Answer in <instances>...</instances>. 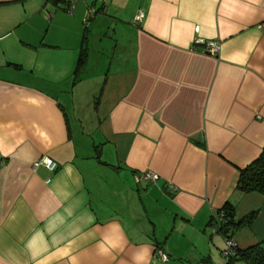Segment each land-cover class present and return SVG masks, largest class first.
Returning <instances> with one entry per match:
<instances>
[{
	"label": "crops",
	"instance_id": "0c3cea01",
	"mask_svg": "<svg viewBox=\"0 0 264 264\" xmlns=\"http://www.w3.org/2000/svg\"><path fill=\"white\" fill-rule=\"evenodd\" d=\"M67 5L0 0V264H227L228 200L258 211L236 246L264 241V195L236 189L264 150V0ZM90 47L92 70L112 50L87 131Z\"/></svg>",
	"mask_w": 264,
	"mask_h": 264
},
{
	"label": "trees",
	"instance_id": "16d2710c",
	"mask_svg": "<svg viewBox=\"0 0 264 264\" xmlns=\"http://www.w3.org/2000/svg\"><path fill=\"white\" fill-rule=\"evenodd\" d=\"M84 43H86V36H84ZM87 58L88 47L85 46L82 48L74 77H79L84 73ZM236 189L242 193L257 192L264 195V150H262L253 162L238 170ZM219 213L220 220L216 222L217 231L225 239H233V236L238 231L252 225L258 211H251L244 217L236 218L235 204L228 200L224 203ZM233 251V254L225 257L227 264H264V241L245 249H239L235 246Z\"/></svg>",
	"mask_w": 264,
	"mask_h": 264
},
{
	"label": "rangeland",
	"instance_id": "374dc122",
	"mask_svg": "<svg viewBox=\"0 0 264 264\" xmlns=\"http://www.w3.org/2000/svg\"><path fill=\"white\" fill-rule=\"evenodd\" d=\"M98 48L99 47H90V49H92V58L88 66V71L92 70V64L94 63L95 59L97 62V57L99 55V53L97 52ZM111 50L112 48L106 50V52H103L101 54L102 56H104L99 61V67L93 69L91 71L92 74H90L88 77L83 78L80 86V91L83 92V94L77 100V112L80 115L83 127L87 131H89L90 129L93 130L94 126L96 125L95 123H97V117L95 115V103L98 101L104 84V76L106 74L108 64V58L105 57H109L111 55ZM86 89L88 91H86Z\"/></svg>",
	"mask_w": 264,
	"mask_h": 264
},
{
	"label": "built area",
	"instance_id": "2783aa9c",
	"mask_svg": "<svg viewBox=\"0 0 264 264\" xmlns=\"http://www.w3.org/2000/svg\"><path fill=\"white\" fill-rule=\"evenodd\" d=\"M79 0H66L67 2V7L66 10L68 12H71L75 3ZM92 11V9H90ZM50 16V14H48ZM143 17V13H139L138 16L136 17V20H140ZM199 43L203 44L204 46V52L208 53L212 56H215L218 51H219V42L218 41H205V40H200L198 41ZM45 164L47 167L50 169L54 168V163L50 159L45 160ZM158 179V175L152 171H144L142 173H137L134 176V182L136 184L140 183L141 181H149V182H154ZM226 242V249L224 250L223 254L225 257H227L230 254H233L234 247L236 246V243L234 240L231 239H225ZM156 258H158L161 262H166L168 260V255L161 249L156 250Z\"/></svg>",
	"mask_w": 264,
	"mask_h": 264
}]
</instances>
